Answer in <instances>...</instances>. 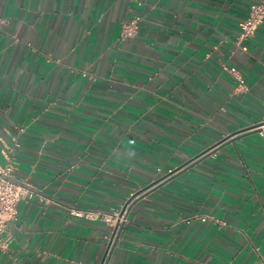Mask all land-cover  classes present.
<instances>
[{"label": "crops", "instance_id": "crops-1", "mask_svg": "<svg viewBox=\"0 0 264 264\" xmlns=\"http://www.w3.org/2000/svg\"><path fill=\"white\" fill-rule=\"evenodd\" d=\"M257 1L0 0V161L13 146L40 193L0 264H261L264 23L241 27ZM126 206L118 232L73 214Z\"/></svg>", "mask_w": 264, "mask_h": 264}, {"label": "built area", "instance_id": "built-area-1", "mask_svg": "<svg viewBox=\"0 0 264 264\" xmlns=\"http://www.w3.org/2000/svg\"><path fill=\"white\" fill-rule=\"evenodd\" d=\"M140 16L133 18L130 22L124 24L123 36H132L141 21ZM264 23V0L254 2L250 5L247 17L241 24L242 37L253 36L260 25ZM226 69L239 74L235 68ZM240 86L244 87V80L240 78ZM264 127V123L259 128ZM6 161H0V248H6L9 244V239L5 238L9 223L15 220L18 216L19 209L18 204L23 200H29L36 195H39L38 189L24 181L19 180L16 176V165L14 160V147L5 143L3 150ZM127 208L114 211L111 214L99 215L91 211L77 210L73 211V214L77 217H85L87 219L103 218L107 223L116 226L119 230L122 223L126 219ZM203 221L206 219H214L213 216H199ZM115 232V234H116ZM114 241V240H113ZM113 241L111 245H113ZM261 264H264V258L262 257Z\"/></svg>", "mask_w": 264, "mask_h": 264}, {"label": "water", "instance_id": "water-1", "mask_svg": "<svg viewBox=\"0 0 264 264\" xmlns=\"http://www.w3.org/2000/svg\"><path fill=\"white\" fill-rule=\"evenodd\" d=\"M174 177H175V176H174ZM174 177H169V178H167V179L164 178L162 181H164V183H167V182L171 181ZM164 183H163V184H164ZM156 188H157V187H155L154 189H151L149 192L154 191ZM147 194H148V193H147ZM126 207H127V206H126ZM126 207H125V208H126Z\"/></svg>", "mask_w": 264, "mask_h": 264}]
</instances>
